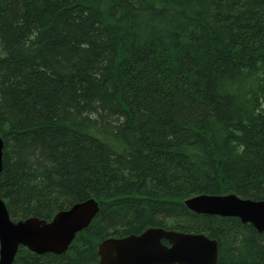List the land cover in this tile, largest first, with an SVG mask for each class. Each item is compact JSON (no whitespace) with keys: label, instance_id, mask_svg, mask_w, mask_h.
Listing matches in <instances>:
<instances>
[{"label":"trees","instance_id":"1","mask_svg":"<svg viewBox=\"0 0 264 264\" xmlns=\"http://www.w3.org/2000/svg\"><path fill=\"white\" fill-rule=\"evenodd\" d=\"M0 197L13 221L95 198L61 254L149 226L204 233L216 264H264V232L184 200L264 199V0H0Z\"/></svg>","mask_w":264,"mask_h":264},{"label":"water","instance_id":"2","mask_svg":"<svg viewBox=\"0 0 264 264\" xmlns=\"http://www.w3.org/2000/svg\"><path fill=\"white\" fill-rule=\"evenodd\" d=\"M4 140L0 136V171ZM198 214L237 217L264 232V199L243 198L235 193L198 194L184 200ZM95 198L73 203L50 220L34 216L13 221L0 197V264H12L19 246L36 254L64 253L76 233L97 214ZM99 264H216L219 247L204 233L149 226L139 234L108 237L97 245Z\"/></svg>","mask_w":264,"mask_h":264},{"label":"rangeland","instance_id":"3","mask_svg":"<svg viewBox=\"0 0 264 264\" xmlns=\"http://www.w3.org/2000/svg\"><path fill=\"white\" fill-rule=\"evenodd\" d=\"M0 54H2V50H1V47H0Z\"/></svg>","mask_w":264,"mask_h":264}]
</instances>
